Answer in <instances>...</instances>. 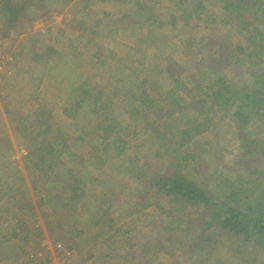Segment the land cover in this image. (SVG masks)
<instances>
[{"label":"rangeland","instance_id":"rangeland-1","mask_svg":"<svg viewBox=\"0 0 264 264\" xmlns=\"http://www.w3.org/2000/svg\"><path fill=\"white\" fill-rule=\"evenodd\" d=\"M137 1L142 3L141 6L152 9L153 26L147 25L145 21L150 11L141 13L132 3ZM43 3L44 9L48 10L47 14L38 15L31 20L30 29L26 26L9 38V52L13 56L9 58L7 76L0 79V132L8 137L7 141L0 143V165L2 156H5L3 166H0V210L6 209L0 211V217L5 218L4 223H13L14 220L7 212L9 208H13V212L17 210L20 216H24L23 224L28 230L27 236L21 232L18 236L8 239L0 237V264H37L45 261L43 257L44 253H47L46 247L49 244L54 248L55 241L65 244L66 264H198L195 262L199 261L195 252L200 249L210 251L202 264H264V251L257 255L248 253L245 251V244L238 240L234 243L227 237L221 246H207L208 244L194 236V232L185 234L177 229L178 220H172L158 209V206L169 203L170 197L144 187L148 170L146 171L141 156L148 154V151L142 147H134L135 143L145 142V134L150 129L144 128L145 122H150V126L160 132L164 128L172 131L168 134L172 142L178 141L180 137L176 127L181 129L182 124L165 113V100H169V95L163 100V92L158 93L151 89L156 84L168 90L173 88L172 82L160 73L162 69L166 71L169 62L168 58L159 56V52L165 51L166 57L169 56L173 60L170 68L174 73H180L179 80L184 82L185 77L192 71V59L206 56L212 44L237 42L232 28L222 22L224 19H217L221 7L218 0L203 2L201 20L196 27L193 23L197 22V17L193 15V7L187 1L182 3L181 9L172 6L173 0H129L124 6L112 5L103 0H43ZM104 10L106 16L101 12ZM137 10L138 13L135 14ZM29 11H33V8ZM124 12L137 15V22L142 24L130 22L124 30L116 31L118 44L115 45L108 31L112 28L104 29L107 25L102 24L100 20L103 17L107 22L112 21L115 17L121 18ZM169 14H175V19H169ZM176 15L183 18H177ZM75 18L85 21L88 26L81 36L83 40L80 41L77 36L79 32L74 30L71 23ZM214 19L217 20L212 23ZM160 21H163V24L158 25ZM164 21H167V24H164ZM140 32L146 34V40L139 37ZM203 36L212 40H205L208 46L199 49L202 42L204 43ZM47 46L59 50L65 59L54 64L55 56L48 57L51 70L44 73L47 68L31 60L30 56L32 52H41ZM187 47H191L190 56L185 54ZM186 60L190 61V65L185 64ZM228 76L232 79L231 73H228ZM134 83H142V87H147L145 94L148 101L157 102L161 107L158 111L152 108L147 110L143 104H139V95L132 100L127 98L123 89H128ZM113 85L117 89L116 96L111 95ZM88 86H98L105 96L111 98L112 103L107 109V114L111 112L120 129L115 125L110 137L120 135L127 142L120 156L114 155L116 147L108 146V153L103 149L102 130L95 126L99 120L94 117L90 105L84 104L78 112L74 110L75 102L82 97L81 91ZM177 96L186 99L184 92L179 91ZM202 96L206 98L207 95ZM41 105H44V110L39 115ZM53 107L55 108L52 110ZM61 107H68L69 112L75 114L67 119ZM215 108L217 107L213 106V109ZM182 113H179L180 117ZM220 113L221 111L217 114ZM15 115L18 119L14 118ZM175 116L176 112L174 118ZM227 124L230 125V122H216L214 125L210 123L208 129L195 139L212 141L211 145H204L203 148L210 152L217 151V155L232 166L238 148ZM173 126L175 128L171 130L170 127ZM45 129L48 130L45 132ZM33 137H45L48 140L43 144L36 140L34 144L37 149L42 147V152L47 148L54 150L50 157L44 153L47 157L46 161H43L45 170L59 160L66 164L69 169L64 175L66 184H57L55 189L52 182L46 181V175L40 172L35 174L29 169V160H24L23 157L28 148L32 149L30 139ZM64 140L63 146L61 142ZM172 142L170 144H173ZM193 148L191 146L190 150H194ZM61 149L71 154L65 156L64 152H60ZM91 153L101 158L105 157V154L110 155L106 157L110 167L102 166L109 175L106 185L82 182V172L87 175L92 172L84 169V165L97 161L89 160ZM165 153H161L162 165L159 166V171L167 175L171 170L167 163L173 157ZM114 161L125 163L126 169L131 172L124 173L121 166L116 165ZM111 163L114 164L113 168ZM213 167H208L211 179L219 180L220 174L226 175L225 178L221 176L222 180L226 179L230 183L229 180L236 179L232 188L237 189L235 186L239 183V175L231 177L229 171L222 173ZM112 169H117V172ZM155 170L157 171L158 167H155ZM185 172L190 173V168H186ZM49 184L54 187L48 189ZM63 188L67 189L65 194L75 193L76 197L68 201L61 192ZM74 188L77 189L75 192ZM82 190L86 193L81 195ZM216 191L225 194L223 190ZM104 193H107V197L95 204L94 196ZM185 209L183 215H188L191 209ZM100 215L105 220L103 225L101 220L95 223V219ZM3 224H0V227H3ZM71 226L75 227V230ZM160 236L165 238L167 245L164 247L165 254L161 256L162 259L153 254H145L144 249L151 246L150 239ZM180 240L191 249L185 253L175 251L174 244ZM236 251L242 252L240 255L246 258L245 262H239L234 253ZM200 255H203V252ZM193 257L196 260L190 263L188 260Z\"/></svg>","mask_w":264,"mask_h":264},{"label":"trees","instance_id":"trees-1","mask_svg":"<svg viewBox=\"0 0 264 264\" xmlns=\"http://www.w3.org/2000/svg\"><path fill=\"white\" fill-rule=\"evenodd\" d=\"M103 1L122 6H124L125 2H129V0ZM185 1L193 7L192 13L197 17V22L193 24L196 27L199 24V20H201L200 14L204 8L203 2L205 0H173L172 6L181 9L182 3H185ZM132 3L141 13L145 10L150 11L145 21L147 25L153 26L152 9L141 6L142 3L139 1ZM218 3L221 7L217 15L219 18L217 19L220 21L224 19L222 22L232 28L237 42L228 41L212 44V48L211 50L209 49L210 51L206 56L192 59V71L187 78L185 77L184 82L179 80L181 77L180 73H174L171 70L170 63L173 60L169 56L166 57L165 51L159 52L161 54L159 56L163 55L168 58L169 62L166 65V71L160 69V73L164 74L172 82L173 88L168 90L156 84L151 89L158 93L163 92V95H165L163 100L169 95V100H165V113L171 115L179 124H182L181 129H179V126L176 127L180 132V137H178V141L172 142V138H169L168 135L172 131H167L164 128L160 132L159 129L152 128L150 122H145L144 128H150L145 134V142L135 143L134 147H142L148 151V154L141 156L143 158L142 162L146 166V171L148 170L144 180L146 183L144 187L170 197L169 203L164 206H158V209L171 217L172 220H178L179 228L177 229L182 230L185 234L194 232V236L204 244H208L207 246H221L227 237L231 238L234 243L238 240L240 243L245 244V251L247 250L248 253L251 252L253 255H257L264 251V0H218ZM30 8H33V11H29ZM44 8L43 0H0V36L7 37L10 34H14L17 30L26 28V26L30 29L31 20L37 18L38 15L47 14L48 10ZM138 10L134 13L137 14ZM101 12L103 16L107 15L105 10ZM122 15L121 18L115 17L108 22L103 17L100 20L102 24L107 25L104 26V29L112 28V30L108 31L111 41L115 45L118 44V38L115 37L116 31L127 28L130 22L137 25L142 24V22H137L135 17L137 15L134 16L133 13L131 15V13L124 12ZM173 15L175 14H169V19H175ZM177 18H183V16L180 15ZM24 19L26 22H24ZM217 19L212 20V23L216 22ZM161 22L163 21L157 24H163ZM164 22H166L164 24H167V21ZM71 23L74 30L79 32L77 35L78 41L83 40L81 36L88 29L87 23L78 20V18L73 19ZM143 23L145 22L143 21ZM192 26L190 25V27ZM138 34L143 40L147 39L146 34H142V32ZM207 39L209 42L212 40L207 36L202 37L204 43L202 42L199 49L203 46H208L205 44ZM240 40L243 42L241 43ZM84 45H86L85 41ZM161 47L162 45L159 46V48ZM190 48H185L186 56L191 55L190 52L192 51ZM195 55H197V52ZM53 56L56 58L54 64L57 62L61 63L65 59L60 51H57L52 46H47L41 52H32L30 57L31 60L37 62L43 68H47V71L44 72L46 73L51 70L48 57L53 58ZM185 64L190 65V61ZM228 73H231L232 79L228 76ZM106 80L108 81L109 78L107 77ZM113 86L111 95L116 96L115 91L117 89L115 85ZM146 91L147 88L142 87V83L140 85L134 83L128 89H123L129 100L138 98L137 95H139L141 99L139 104H143L145 107L150 105L151 108L154 107L152 109L158 111L161 108L160 105L157 102L148 101V96L145 94ZM179 91L186 93V99L177 96ZM81 94L82 97L75 102V112H78L84 104L90 105L91 112L99 120L96 121L95 126L97 129L102 130L103 149L108 153V146L116 147L114 155L115 157L120 156L125 150L127 142L120 135H116L113 138L110 137L115 125H118L111 112L107 114V109L112 103L111 98L107 95L105 96L102 89L98 86H88L81 91ZM202 94L207 95L206 98ZM213 106L217 108L213 109ZM39 108H41L40 115L44 110V105ZM69 110L70 108L68 107H61V111L67 119L68 117L71 118L72 114H75L69 112ZM219 111L221 113L217 114ZM173 112L177 113L175 118ZM179 113L184 116L181 114L180 117ZM191 114H193V117H191ZM14 118L18 119L16 115ZM222 121H225V123L226 121L230 122V125H227L231 128L232 138L237 143L238 151L234 155L232 166L224 162L217 155V151L210 152L207 148H203L204 145H211L212 141L203 142L195 139L204 130L208 129L210 123L214 125L216 122ZM118 126L120 129V125ZM170 128L174 130L175 126ZM47 130L45 129L44 131L46 132ZM0 135V143L1 141H7L8 137H5L3 132H0ZM68 138H70L69 135ZM75 138L77 139L78 137ZM36 140H39L41 144L48 141L45 137H41V139L33 137V139H30L32 144L30 147L32 149L28 148L26 155L23 157L24 160H29V169L35 174L40 172L46 175V181L52 182L55 186L49 184L48 189L50 187L56 189L57 184H66L64 175L69 170L66 164L59 160L58 162H53L45 170L43 161H46L47 157L44 153H47L48 157H50L49 155H52L54 150L47 148L42 152V147L40 150L35 147L34 143H36ZM105 140L106 142H104ZM64 142L65 140L61 142L63 146L65 145ZM170 142L173 144H170ZM191 146L194 147V150H190ZM60 152H64L65 156L71 154L69 151L62 149ZM163 152H167L165 154L173 157L167 163L168 166H171V170L167 175L159 171V166L162 165L161 153ZM91 155L89 160L95 161L97 159V161L91 165H84V169H89L92 172L89 175L82 172L84 176V179L81 176L82 182L90 184L95 182L99 183L100 186L106 185L109 175H107V170L103 169L102 166L110 167L109 160L106 158L110 157V155L105 154L103 158L92 153ZM111 157L113 158V156ZM2 158L0 166H3L5 156L3 155ZM114 163L120 165L124 173L131 172L126 169L125 163L119 161H114ZM113 165L111 163V168H113ZM212 165L216 171L219 170L222 173H228L229 171L231 177L239 175V183L235 186L237 189L232 188L236 179L229 180L230 183L226 179L222 180V177L226 175L220 174L218 178L221 179L219 180L211 179L208 167ZM155 167H158L157 171ZM151 168L154 169L152 170ZM186 168H190L191 172L186 173ZM112 170L117 172V169ZM218 189L223 190L225 194L216 191ZM66 190V188H63L61 192L65 194ZM75 190L77 189L74 188L73 192ZM82 193L85 194L86 191L82 190L81 195ZM65 196L67 200L76 197L75 193L71 195L65 194ZM94 197L95 204H97L107 197V193L98 194ZM150 203L147 202V204ZM185 207L191 209L188 215H183ZM99 222L102 225L105 223L102 215L95 219V223ZM166 229L174 230L176 228ZM21 232L27 236L28 230L24 226L23 221L19 219V225L16 226L15 230H12L11 236L16 237ZM162 238L160 236V238L150 239L151 246L148 249H144L145 254H153L159 257L165 254L164 247L167 245L165 238ZM138 244L137 242V246ZM134 245L136 244L134 243ZM174 245L176 247L174 248L175 251L180 250L183 253L191 249L182 240L175 242ZM201 252H203V255H200ZM209 253L210 251L197 250L195 254H197L199 261H195L194 257L188 261L202 264ZM234 253L238 257L239 262L246 261V258L240 255L242 252L236 251Z\"/></svg>","mask_w":264,"mask_h":264},{"label":"built area","instance_id":"built-area-1","mask_svg":"<svg viewBox=\"0 0 264 264\" xmlns=\"http://www.w3.org/2000/svg\"><path fill=\"white\" fill-rule=\"evenodd\" d=\"M13 36L14 34H10L8 37L0 36V79L2 78V76H7V69L8 67H10L9 48L11 40L9 38H12ZM59 242H53L54 248H52L51 245L48 244L46 247L47 253H44L43 257L45 258V261L38 262L37 264H66V247L65 244Z\"/></svg>","mask_w":264,"mask_h":264},{"label":"crops","instance_id":"crops-1","mask_svg":"<svg viewBox=\"0 0 264 264\" xmlns=\"http://www.w3.org/2000/svg\"><path fill=\"white\" fill-rule=\"evenodd\" d=\"M110 4H112V5H114L113 3H110ZM169 12H172V13H174L173 11H170L169 10ZM10 44H11V41H10ZM10 48H11V45H10ZM9 48V49H10ZM10 56H11V54H10ZM161 76V75H160ZM160 76H158V77H160ZM147 88V87H146ZM146 104V103H145ZM7 108V107H6ZM152 108H154V107H152ZM146 109L147 110H151V106L150 105H147L146 106ZM1 136V135H0ZM11 209H13V208H9L8 210L9 211H7L8 213H9V215H10V218L12 219V220H14L13 221V223H4V220H5V218H1L0 217V224H3V227H0V237L2 236V238H4V239H8V238H12V236H11V232H12V230H15L16 229V226L18 225V222H19V219L20 220H22L23 222H24V220H25V218H24V216H20V213L16 210L15 212H13ZM4 210H6V209H1L0 211L2 212V211H4ZM29 219H31V218H29ZM71 228L72 229H74L75 227H72L71 226ZM75 230V229H74ZM1 249V248H0Z\"/></svg>","mask_w":264,"mask_h":264}]
</instances>
